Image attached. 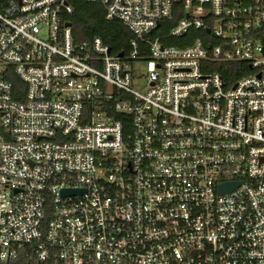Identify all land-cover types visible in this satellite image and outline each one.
I'll return each instance as SVG.
<instances>
[{
  "label": "built area",
  "instance_id": "built-area-1",
  "mask_svg": "<svg viewBox=\"0 0 264 264\" xmlns=\"http://www.w3.org/2000/svg\"><path fill=\"white\" fill-rule=\"evenodd\" d=\"M89 1L0 0V264H264V0Z\"/></svg>",
  "mask_w": 264,
  "mask_h": 264
},
{
  "label": "trees",
  "instance_id": "trees-1",
  "mask_svg": "<svg viewBox=\"0 0 264 264\" xmlns=\"http://www.w3.org/2000/svg\"><path fill=\"white\" fill-rule=\"evenodd\" d=\"M73 7L71 13H63V23L70 22L72 35L75 43H81L89 41L93 37H100L102 41L110 48L112 54H118L122 52L124 55L130 50V39L132 33L117 19H107L105 16L104 7L96 2L89 0H67ZM175 24V21H161L160 26L151 33V36L162 35L168 33L170 28ZM209 34L203 30L191 29L184 35L170 37L167 36L165 40L166 45L187 46L192 41L201 37L204 40ZM206 41V40H205ZM213 43V42H212ZM212 45V44H211ZM242 65L241 62H228L225 63L226 71L218 68L222 71L223 77L230 75L235 67ZM246 66V65H245ZM229 68V69H228ZM235 77L239 76L238 72H235ZM3 264H61L54 259H48L45 261H37L32 254L23 248L18 256L12 260Z\"/></svg>",
  "mask_w": 264,
  "mask_h": 264
},
{
  "label": "water",
  "instance_id": "water-1",
  "mask_svg": "<svg viewBox=\"0 0 264 264\" xmlns=\"http://www.w3.org/2000/svg\"><path fill=\"white\" fill-rule=\"evenodd\" d=\"M66 25H67V26H70L71 23H70V22H66ZM157 27H158V25H157ZM118 55H119V56H122L123 53L120 52V53H118ZM234 185H235V184L230 183V184L227 186V189H230V188H231L232 186H234ZM62 192L65 194V193H68V192H71V191L63 190Z\"/></svg>",
  "mask_w": 264,
  "mask_h": 264
},
{
  "label": "rangeland",
  "instance_id": "rangeland-1",
  "mask_svg": "<svg viewBox=\"0 0 264 264\" xmlns=\"http://www.w3.org/2000/svg\"><path fill=\"white\" fill-rule=\"evenodd\" d=\"M143 68H144V66H143V65H142V66H140V70H141V71H143ZM135 85H136V84H135Z\"/></svg>",
  "mask_w": 264,
  "mask_h": 264
}]
</instances>
